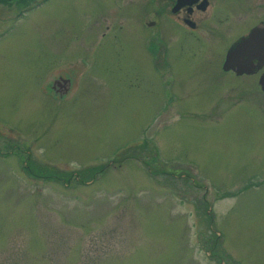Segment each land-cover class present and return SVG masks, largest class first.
Here are the masks:
<instances>
[{
    "label": "rangeland",
    "instance_id": "374dc122",
    "mask_svg": "<svg viewBox=\"0 0 264 264\" xmlns=\"http://www.w3.org/2000/svg\"><path fill=\"white\" fill-rule=\"evenodd\" d=\"M59 5V16L31 15L0 38V264H264V104L223 99L212 118L210 105L176 114L161 102L168 76L158 83L153 29L138 51L127 31L79 33L105 2ZM45 52L61 53L51 70L74 71L71 98L43 100ZM174 85L185 101L208 95ZM28 163L104 168L64 182L28 176Z\"/></svg>",
    "mask_w": 264,
    "mask_h": 264
},
{
    "label": "flooded vegetation",
    "instance_id": "af4514ba",
    "mask_svg": "<svg viewBox=\"0 0 264 264\" xmlns=\"http://www.w3.org/2000/svg\"><path fill=\"white\" fill-rule=\"evenodd\" d=\"M61 1L0 0V38L11 35L12 27L8 29L11 23L26 20L31 15L48 13L52 17L59 16ZM78 1L90 2L97 7H104L103 2L106 4L100 10L84 13L85 24L88 25L87 30L79 32L82 36L95 35L94 30L101 27L100 37L112 34V38L120 40L122 33L127 31L124 43L126 41L134 46L137 39V50L142 51L146 50L142 43L145 32L153 29L148 36L155 42L149 49L154 51L159 66L158 83H161V75L168 76L162 81L165 88L160 87L161 102L166 97V107L173 103L174 109H180V112L175 110L176 114L208 105L214 107L223 99L230 103L238 98L246 102L249 99L264 104V83H261L264 79V0ZM114 24H118L117 27ZM52 35L61 33L56 30L52 31ZM60 54L51 52L52 56H49L45 52L38 56L40 63L37 68L42 72L40 79L46 78L39 87L45 101L59 102L71 98L68 96L73 86L70 73L74 71L65 67L51 70V61ZM183 82L207 90L208 95L183 100L184 95H179L180 91L174 85ZM216 89H219L218 94L213 95ZM236 89L240 91L230 99L229 96L224 98L225 90L230 92ZM216 107L207 113L211 118L216 113ZM17 146H21L25 152L33 150L29 143H18Z\"/></svg>",
    "mask_w": 264,
    "mask_h": 264
},
{
    "label": "trees",
    "instance_id": "16d2710c",
    "mask_svg": "<svg viewBox=\"0 0 264 264\" xmlns=\"http://www.w3.org/2000/svg\"><path fill=\"white\" fill-rule=\"evenodd\" d=\"M35 167L32 165H30L29 163L27 164V166L25 167V171L27 173L28 176H32V177H44V178H48L51 179V176H55L56 178L60 179L63 178L64 182H68L71 180V178L77 176V179H79V181L81 182L82 180H85V177H89V178H93L96 172H100L103 168L100 166H93L90 167L88 169H86V171L83 172H78L77 175L72 172V171H58L57 169H54L52 171L53 168H50L49 170H43L42 172L39 170V168H37V172L34 169ZM62 176V177H61Z\"/></svg>",
    "mask_w": 264,
    "mask_h": 264
},
{
    "label": "water",
    "instance_id": "95a60500",
    "mask_svg": "<svg viewBox=\"0 0 264 264\" xmlns=\"http://www.w3.org/2000/svg\"><path fill=\"white\" fill-rule=\"evenodd\" d=\"M261 83H264V79L261 80ZM263 89H264V87H263Z\"/></svg>",
    "mask_w": 264,
    "mask_h": 264
}]
</instances>
